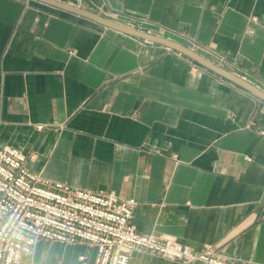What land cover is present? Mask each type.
<instances>
[{"label":"crops","instance_id":"1","mask_svg":"<svg viewBox=\"0 0 264 264\" xmlns=\"http://www.w3.org/2000/svg\"><path fill=\"white\" fill-rule=\"evenodd\" d=\"M59 1L147 19L187 48L195 39L264 93V0ZM193 61L35 0H0V145L45 178L134 198L142 234L264 264V100ZM96 254L41 241L24 264ZM131 264L181 263L142 252Z\"/></svg>","mask_w":264,"mask_h":264},{"label":"built area","instance_id":"2","mask_svg":"<svg viewBox=\"0 0 264 264\" xmlns=\"http://www.w3.org/2000/svg\"><path fill=\"white\" fill-rule=\"evenodd\" d=\"M154 24L128 17L126 25L163 37L160 31L165 29ZM187 39L191 50L248 80L244 73L232 71L236 64L225 54ZM137 205L134 198L123 199L115 192L91 191L45 178L29 169L23 150L0 145V264H24L41 241L84 242L97 249L94 264H131L134 254L142 252L181 264H247L219 251L198 252L174 240L138 232L133 222Z\"/></svg>","mask_w":264,"mask_h":264},{"label":"water","instance_id":"3","mask_svg":"<svg viewBox=\"0 0 264 264\" xmlns=\"http://www.w3.org/2000/svg\"><path fill=\"white\" fill-rule=\"evenodd\" d=\"M38 1L40 3H44L46 5L58 8L60 10L75 14L77 16L89 19L94 21L97 24H100L106 28L109 29H113L116 31H120L122 33L143 39V40H147V41H151L153 43H157L160 45H163L165 47H167L168 49L177 51L183 55H185L186 57L194 60L195 62L201 64L202 66H204L205 68L217 73L218 75L230 80L231 82L239 85L240 87L246 89L247 91L257 95L259 98L264 100V93L262 91H260L255 85H253L252 83H250L249 81L241 78L240 76L222 68L217 66L216 64L212 63L211 61L207 60L206 58L202 57L201 55H199L198 53L194 52L193 50L185 47L184 45L169 39V38H165V37H161V36H157V35H153L147 32H143L140 30H137L135 28L129 27L127 25L121 24L120 22L102 17L101 15L94 13L92 11H88L86 9H83L79 6H75L72 4H68V3H63L59 0H35Z\"/></svg>","mask_w":264,"mask_h":264}]
</instances>
